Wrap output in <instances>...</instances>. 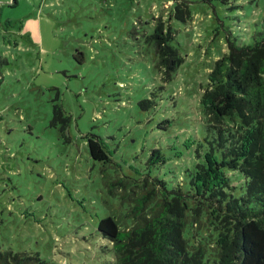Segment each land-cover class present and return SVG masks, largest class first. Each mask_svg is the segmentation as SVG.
Segmentation results:
<instances>
[{
    "label": "rangeland",
    "instance_id": "obj_1",
    "mask_svg": "<svg viewBox=\"0 0 264 264\" xmlns=\"http://www.w3.org/2000/svg\"><path fill=\"white\" fill-rule=\"evenodd\" d=\"M180 1L9 0L0 8L3 250L112 264L101 218L127 213L145 178L186 182V168L206 151L200 101L215 61L228 52V37H262L264 0H186V23L174 17ZM159 21L172 26L185 59L170 81L148 39ZM81 52L80 63L73 55ZM145 99L154 105L143 109ZM54 103L70 116L64 132L51 124ZM85 136L101 139L109 161L92 158ZM155 148L164 165L149 164ZM118 181L127 197L116 193Z\"/></svg>",
    "mask_w": 264,
    "mask_h": 264
},
{
    "label": "trees",
    "instance_id": "obj_2",
    "mask_svg": "<svg viewBox=\"0 0 264 264\" xmlns=\"http://www.w3.org/2000/svg\"><path fill=\"white\" fill-rule=\"evenodd\" d=\"M235 8V7H231ZM174 17L192 18L189 2L175 3ZM252 44L228 37V52L215 61L204 88L202 142L206 151L186 182L170 185L156 177L135 186L127 213L101 218L100 234L112 243V264H264V33ZM154 42L156 67L165 81L173 79L184 57L173 44L171 25L159 21ZM78 62L85 53H75ZM58 100V94H57ZM143 109L154 100L140 102ZM70 120L54 103L51 124L64 132ZM169 123V121H166ZM94 160L109 161L99 137L85 136ZM161 150L149 164L164 165ZM232 174L241 175L234 185ZM116 193L128 195L118 181ZM138 190V192L136 191ZM0 264H59L39 253L3 250Z\"/></svg>",
    "mask_w": 264,
    "mask_h": 264
},
{
    "label": "crops",
    "instance_id": "obj_3",
    "mask_svg": "<svg viewBox=\"0 0 264 264\" xmlns=\"http://www.w3.org/2000/svg\"><path fill=\"white\" fill-rule=\"evenodd\" d=\"M9 0H0V8L3 9L5 2H8ZM12 2L16 5L18 4V0H12ZM11 3V2H9ZM36 3V2H35Z\"/></svg>",
    "mask_w": 264,
    "mask_h": 264
}]
</instances>
